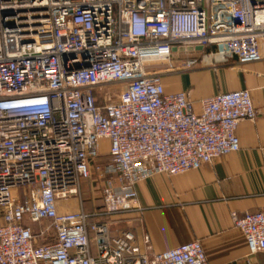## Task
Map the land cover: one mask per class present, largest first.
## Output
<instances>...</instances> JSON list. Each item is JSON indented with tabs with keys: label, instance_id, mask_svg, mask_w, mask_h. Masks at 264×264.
Returning <instances> with one entry per match:
<instances>
[{
	"label": "built area",
	"instance_id": "built-area-1",
	"mask_svg": "<svg viewBox=\"0 0 264 264\" xmlns=\"http://www.w3.org/2000/svg\"><path fill=\"white\" fill-rule=\"evenodd\" d=\"M262 61L264 0H0V264H210L200 241L143 251L112 218L143 214L141 182L238 153L259 116L249 90L197 108L164 77ZM95 178L102 208L59 211ZM233 223L264 254V212Z\"/></svg>",
	"mask_w": 264,
	"mask_h": 264
},
{
	"label": "crops",
	"instance_id": "crops-1",
	"mask_svg": "<svg viewBox=\"0 0 264 264\" xmlns=\"http://www.w3.org/2000/svg\"><path fill=\"white\" fill-rule=\"evenodd\" d=\"M163 82L168 93H189L197 108L203 98L249 90L259 116L254 122L239 125L238 153L223 156L200 170L173 177L157 175L138 184L145 211L112 218L111 230L132 231L140 249L150 254L200 241L210 264H264V254L251 256L244 234L233 223V214L242 217L247 212H264V61L233 64L217 71L199 68L169 75ZM103 144L106 160L108 142ZM96 183L103 188V180L95 178ZM94 184L86 186L92 188ZM90 195L81 193L78 198L60 202L59 211L93 212L102 208V189L100 196Z\"/></svg>",
	"mask_w": 264,
	"mask_h": 264
},
{
	"label": "rangeland",
	"instance_id": "rangeland-1",
	"mask_svg": "<svg viewBox=\"0 0 264 264\" xmlns=\"http://www.w3.org/2000/svg\"><path fill=\"white\" fill-rule=\"evenodd\" d=\"M168 76H165V77H168ZM86 185H87V183H84L83 188H81V193L87 194L88 196H91L90 194H93L94 196H97V195L100 196L101 195V189L102 188H101V184L100 183L94 184V186L92 188H89Z\"/></svg>",
	"mask_w": 264,
	"mask_h": 264
},
{
	"label": "water",
	"instance_id": "water-1",
	"mask_svg": "<svg viewBox=\"0 0 264 264\" xmlns=\"http://www.w3.org/2000/svg\"><path fill=\"white\" fill-rule=\"evenodd\" d=\"M198 50H202V48H198Z\"/></svg>",
	"mask_w": 264,
	"mask_h": 264
}]
</instances>
